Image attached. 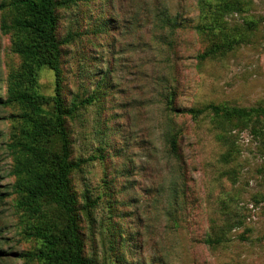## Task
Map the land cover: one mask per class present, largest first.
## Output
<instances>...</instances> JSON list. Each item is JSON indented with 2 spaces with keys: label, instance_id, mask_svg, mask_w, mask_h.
<instances>
[{
  "label": "rangeland",
  "instance_id": "1",
  "mask_svg": "<svg viewBox=\"0 0 264 264\" xmlns=\"http://www.w3.org/2000/svg\"><path fill=\"white\" fill-rule=\"evenodd\" d=\"M55 1L65 4L56 8V38L71 36L60 45L62 98L92 100L67 123L71 158L84 160L70 176L84 256L92 264H264V138L233 129L235 154L226 159L209 116L164 105L264 107V0H244L262 21L250 43L201 63L208 44L191 27L198 0ZM158 14L192 22L170 30ZM19 60L0 32V97ZM54 81L42 69L40 92L53 95ZM18 113L0 107V264H36L18 258L35 243L19 233L14 195H2L14 180L5 144ZM167 131L176 137L172 154ZM86 197L89 217L80 211ZM222 232L226 242L204 243Z\"/></svg>",
  "mask_w": 264,
  "mask_h": 264
},
{
  "label": "trees",
  "instance_id": "2",
  "mask_svg": "<svg viewBox=\"0 0 264 264\" xmlns=\"http://www.w3.org/2000/svg\"><path fill=\"white\" fill-rule=\"evenodd\" d=\"M247 5L244 0H215L214 4L210 0H198V23L191 27L208 44L196 55L198 62L224 57L250 43L262 21L250 14V10H244ZM63 6V2L55 0H7L0 4V9H6L0 32L8 36L10 51L20 59L18 67L9 72L4 97H0V107L15 106L19 111L13 116L15 131L5 144L12 157L8 175L14 180L10 192L2 195H14L12 207L19 216V233L35 243L18 258L36 264H92L83 254L79 208L70 179L84 160H72V141L67 127L78 110L90 105L92 100L74 98L67 105L61 95L60 45L71 41L70 35L63 42L56 38V8ZM234 15L241 16L240 23L228 21ZM157 17V23L170 30L180 23L192 22L170 14ZM44 68L54 76L51 96L40 92L39 74ZM164 105L165 110L187 114L193 119L209 116L216 139L229 147L226 159L235 154L231 149L233 129L249 128L254 135L264 138V107L261 106L242 108L211 103L201 108L176 110L170 100ZM169 132L165 133V141L172 154L177 150L176 137ZM93 203L86 197L81 215L89 217ZM203 241L212 247L227 239L222 232L215 237L206 236ZM6 255L0 248V259Z\"/></svg>",
  "mask_w": 264,
  "mask_h": 264
}]
</instances>
